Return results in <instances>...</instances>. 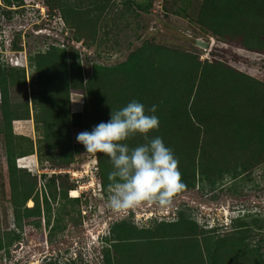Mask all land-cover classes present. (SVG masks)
Returning <instances> with one entry per match:
<instances>
[{
  "label": "trees",
  "instance_id": "1",
  "mask_svg": "<svg viewBox=\"0 0 264 264\" xmlns=\"http://www.w3.org/2000/svg\"><path fill=\"white\" fill-rule=\"evenodd\" d=\"M42 2L58 9L72 39L91 47L113 0ZM25 5L24 0H0V15L13 16ZM125 5L130 10V4ZM137 6L145 12L150 2ZM195 22L217 41L264 56V0H201ZM17 36L20 39V33ZM209 55L201 59L194 50L145 41L121 62H93L84 78L78 51L50 44L27 56L29 100L26 96L21 104L12 103L9 89L16 80L26 84L24 69L0 64V137L15 228L39 227L44 217L50 233L60 227L61 215H68L80 202L79 196H67L74 184L66 174H50L43 192L37 189L43 174L17 166L16 159L35 154L38 163L74 167L84 146L73 143L71 134L91 132L110 119L111 111L132 100L142 103L146 112L156 105L151 114L158 117L159 128L149 137H161L172 149L185 189L196 183L213 186L225 177L235 179L263 162L264 80ZM71 93L82 95L80 111H70ZM16 119H30L36 137L14 134ZM144 142L140 135L125 141L130 148ZM94 167L100 189L107 191L110 159L96 153ZM27 200L33 204L26 206ZM57 200L53 215L51 203ZM231 225L229 232L218 236L214 228L203 230L181 212L175 220L147 227L122 219L110 224L100 252L105 264H264L259 243L248 241L249 227L263 228L264 218L255 217L247 224L240 216ZM5 236L11 242L19 239L14 230H7Z\"/></svg>",
  "mask_w": 264,
  "mask_h": 264
},
{
  "label": "rangeland",
  "instance_id": "2",
  "mask_svg": "<svg viewBox=\"0 0 264 264\" xmlns=\"http://www.w3.org/2000/svg\"><path fill=\"white\" fill-rule=\"evenodd\" d=\"M147 1L150 2V7L144 12L137 4H144ZM34 2L35 0H24V5ZM200 2L201 0H113L99 38L95 39L91 47L72 39L71 31L64 26L58 9L50 8L48 5L47 7L44 3L47 17L41 16L38 9L32 6L37 9L35 11L29 7L30 5L17 10L13 16L0 15V42L4 60L7 66L23 68L26 82L22 85L16 80L10 86V100L15 104H21L26 96L29 100L28 75L31 69L27 65V56L45 50L50 44H63L78 51L84 78L89 75L93 62L104 65L116 64L123 61L130 51L143 42L152 41L175 49L194 50L199 53L201 59L210 57V52L212 56L226 61L236 69L264 80V56L217 41L195 22ZM127 3L131 6L130 10L125 7ZM197 38L207 42L208 47L203 49L195 45L194 40ZM12 42L15 43V47ZM69 103L70 111H80L82 95L71 93ZM16 123L18 124L15 125ZM19 126L20 120L12 121L13 130H17ZM32 127L31 131L25 133L35 138L37 134ZM78 133L80 132H73L71 139L81 147L83 144L76 140ZM33 160L34 156L24 159L19 157L16 162L18 165L21 162L30 165ZM74 163V167L49 165L44 161L36 164L38 171L47 170L43 175L45 177H39L37 183V189L41 187L43 192H45L43 184L50 174H64L49 173L50 170L86 169L87 175L83 173L82 184L87 186V182L93 180L94 189L89 187L85 190L84 185L82 192L78 191L76 195L80 197L78 205L74 206L68 215H61L62 218L59 219L61 228L55 227L49 233L43 217L39 227L23 226L16 229L8 199L4 148L0 137V264H46L48 261L57 264H105L100 252L103 236L108 234L112 222L122 219L131 220L137 227H147L155 222L175 220L177 213L181 212L192 218L199 228L203 230L214 228L215 234L222 236L231 230L232 220L236 217H243L247 224L255 217L264 218V161L235 179L225 177L213 186L196 183L192 188H184L168 205L144 203L126 211L108 208L110 188L107 191L96 188L100 184L94 167V154L84 148V154ZM36 171L29 172L36 174ZM91 174L93 175L89 178ZM65 176L71 181L67 174ZM67 196L76 197L70 195V190ZM28 201L25 205L31 206L32 201L30 200V204ZM59 202L57 200L51 203L53 215ZM50 222H54V217ZM249 228L251 236L248 241L255 245L259 243V252L264 258V227ZM7 230H14L19 239L12 242L6 239Z\"/></svg>",
  "mask_w": 264,
  "mask_h": 264
},
{
  "label": "clouds",
  "instance_id": "3",
  "mask_svg": "<svg viewBox=\"0 0 264 264\" xmlns=\"http://www.w3.org/2000/svg\"><path fill=\"white\" fill-rule=\"evenodd\" d=\"M156 105L145 110L132 100L115 112L107 122H100L91 132L77 134V142L89 153H102L112 164L109 173L110 195L107 207L115 211L134 209L144 203L165 206L184 190L179 161L161 137H149L158 130ZM140 135L145 141L129 147L125 141Z\"/></svg>",
  "mask_w": 264,
  "mask_h": 264
},
{
  "label": "built area",
  "instance_id": "4",
  "mask_svg": "<svg viewBox=\"0 0 264 264\" xmlns=\"http://www.w3.org/2000/svg\"><path fill=\"white\" fill-rule=\"evenodd\" d=\"M27 5H30L31 7L33 6V7L37 8L38 11H39V14H41V16H46L47 17L48 14L45 13L46 11L44 10V5H43L42 0H35L34 4L28 3ZM0 64L6 65V62L4 60L2 45H0ZM22 159H24V158L22 157ZM21 163L23 164V162H21ZM36 172H37L36 174L38 176H41L42 174L45 175V173H47V170L46 169H43L41 171L37 170ZM48 172L49 173H64V174H67L70 177L71 182L76 184V189H78V191L80 193L82 192V188L84 187V185L86 187L85 190H87L89 187H90V189H94L93 188V180H90L89 182H87V186H86V184H82L83 175L84 174L87 175V170L86 169L77 170V169H73V168H63V169H58V170H50ZM92 175L93 174L89 175L88 177L90 178V177H92ZM98 187L100 189V186H97L96 188H98Z\"/></svg>",
  "mask_w": 264,
  "mask_h": 264
},
{
  "label": "crops",
  "instance_id": "5",
  "mask_svg": "<svg viewBox=\"0 0 264 264\" xmlns=\"http://www.w3.org/2000/svg\"><path fill=\"white\" fill-rule=\"evenodd\" d=\"M18 120H20V126H19V128L17 130H13V127H12L13 133L17 134V135H25V136H28V137L34 139L33 136H31L30 134H26L25 133V131H28V132L31 131V127H32L31 120L30 119H18ZM32 130H33V127H32ZM30 156H34V160H33L32 164L29 165L28 163L25 164V162H23V164L22 163L20 165L17 164V166L23 167V168L28 169L29 171L31 170V171L35 172L37 170V165H36L37 162H36L35 155L34 154H29V155H25V156H22V157H24V158L26 157L27 158V157H30Z\"/></svg>",
  "mask_w": 264,
  "mask_h": 264
},
{
  "label": "water",
  "instance_id": "6",
  "mask_svg": "<svg viewBox=\"0 0 264 264\" xmlns=\"http://www.w3.org/2000/svg\"><path fill=\"white\" fill-rule=\"evenodd\" d=\"M194 44L203 49H206L208 47L207 42H204L203 40H200L198 38L194 40Z\"/></svg>",
  "mask_w": 264,
  "mask_h": 264
},
{
  "label": "bare ground",
  "instance_id": "7",
  "mask_svg": "<svg viewBox=\"0 0 264 264\" xmlns=\"http://www.w3.org/2000/svg\"><path fill=\"white\" fill-rule=\"evenodd\" d=\"M77 194H78V189L73 188V189L70 190V195L71 196H76ZM28 202L30 204L31 201L29 200Z\"/></svg>",
  "mask_w": 264,
  "mask_h": 264
}]
</instances>
